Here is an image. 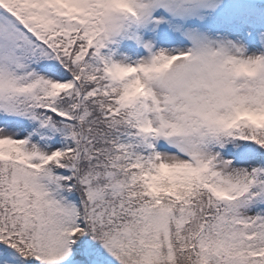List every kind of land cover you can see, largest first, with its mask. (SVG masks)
Instances as JSON below:
<instances>
[{
  "label": "snow or ice",
  "instance_id": "6c2138e0",
  "mask_svg": "<svg viewBox=\"0 0 264 264\" xmlns=\"http://www.w3.org/2000/svg\"><path fill=\"white\" fill-rule=\"evenodd\" d=\"M0 264H264V0H0Z\"/></svg>",
  "mask_w": 264,
  "mask_h": 264
}]
</instances>
